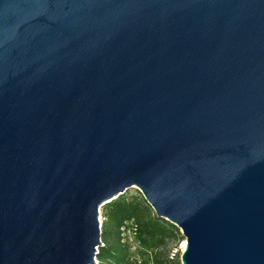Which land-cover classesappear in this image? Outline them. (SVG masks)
I'll list each match as a JSON object with an SVG mask.
<instances>
[{
	"label": "water",
	"instance_id": "obj_1",
	"mask_svg": "<svg viewBox=\"0 0 264 264\" xmlns=\"http://www.w3.org/2000/svg\"><path fill=\"white\" fill-rule=\"evenodd\" d=\"M131 187L264 264V0H0V264H93Z\"/></svg>",
	"mask_w": 264,
	"mask_h": 264
},
{
	"label": "trees",
	"instance_id": "obj_2",
	"mask_svg": "<svg viewBox=\"0 0 264 264\" xmlns=\"http://www.w3.org/2000/svg\"><path fill=\"white\" fill-rule=\"evenodd\" d=\"M102 222L96 262L93 264H181L173 246L184 240L179 229L155 215L141 192L124 191L101 206ZM129 220L136 225L135 252L121 240V227Z\"/></svg>",
	"mask_w": 264,
	"mask_h": 264
},
{
	"label": "built area",
	"instance_id": "obj_3",
	"mask_svg": "<svg viewBox=\"0 0 264 264\" xmlns=\"http://www.w3.org/2000/svg\"><path fill=\"white\" fill-rule=\"evenodd\" d=\"M135 230L136 225L133 220H129L121 227V240L129 245L132 252H135L138 247V243L135 240Z\"/></svg>",
	"mask_w": 264,
	"mask_h": 264
},
{
	"label": "rangeland",
	"instance_id": "obj_4",
	"mask_svg": "<svg viewBox=\"0 0 264 264\" xmlns=\"http://www.w3.org/2000/svg\"><path fill=\"white\" fill-rule=\"evenodd\" d=\"M136 190H137L136 187H131V188L127 189V192L129 194H133V193L136 192ZM99 210H100L99 221H100V224H101L102 219H103L102 216H101V206H100ZM183 248H184V240L179 242L176 246H173L172 249H171L170 254L172 255L175 252H178L180 254V252L182 251Z\"/></svg>",
	"mask_w": 264,
	"mask_h": 264
}]
</instances>
